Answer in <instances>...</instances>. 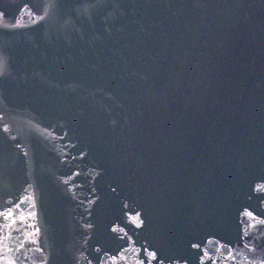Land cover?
<instances>
[{
    "label": "water",
    "instance_id": "obj_1",
    "mask_svg": "<svg viewBox=\"0 0 264 264\" xmlns=\"http://www.w3.org/2000/svg\"><path fill=\"white\" fill-rule=\"evenodd\" d=\"M0 264H264V0H0Z\"/></svg>",
    "mask_w": 264,
    "mask_h": 264
}]
</instances>
